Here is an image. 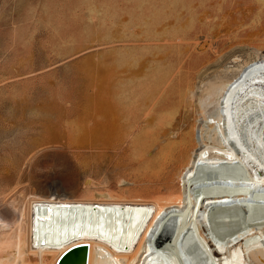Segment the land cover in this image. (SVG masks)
<instances>
[{
  "label": "rangeland",
  "instance_id": "374dc122",
  "mask_svg": "<svg viewBox=\"0 0 264 264\" xmlns=\"http://www.w3.org/2000/svg\"><path fill=\"white\" fill-rule=\"evenodd\" d=\"M256 49L264 50V0H0L2 215L12 219L15 196L62 188L82 196L148 195L159 129L190 77L198 74V85L199 75L232 67ZM109 74L112 95L105 91ZM236 162L201 164L193 178L246 179ZM231 184L191 191L200 201L204 191H249L248 200L208 208L204 232L212 244L264 220L261 191ZM179 219H161L151 249H186L189 264L197 257L212 264L195 223L181 232Z\"/></svg>",
  "mask_w": 264,
  "mask_h": 264
},
{
  "label": "bare ground",
  "instance_id": "6f19581e",
  "mask_svg": "<svg viewBox=\"0 0 264 264\" xmlns=\"http://www.w3.org/2000/svg\"><path fill=\"white\" fill-rule=\"evenodd\" d=\"M233 61L232 67L199 75L198 85L194 82L198 74L190 77L175 110L164 117L157 137L163 141L159 156L146 178L151 193L125 198L99 191L82 196L76 189L62 188V194L15 196L9 202L12 219L0 210V264H54L61 252L83 243L88 246L86 264H189L186 249L181 255L151 249L154 227L170 214L180 215L181 232L195 223L213 255L212 264H264V220L213 239L216 244L204 232L209 207L248 200L249 191L223 195L204 191L201 201L191 192L199 185L229 181L261 191L258 196L264 199V50ZM107 76L105 91L112 95ZM236 161L246 169V179L230 174L227 180L193 178L201 164L217 168ZM189 238L184 240L188 245Z\"/></svg>",
  "mask_w": 264,
  "mask_h": 264
},
{
  "label": "water",
  "instance_id": "95a60500",
  "mask_svg": "<svg viewBox=\"0 0 264 264\" xmlns=\"http://www.w3.org/2000/svg\"><path fill=\"white\" fill-rule=\"evenodd\" d=\"M87 243L73 245L59 254L54 264H86Z\"/></svg>",
  "mask_w": 264,
  "mask_h": 264
}]
</instances>
